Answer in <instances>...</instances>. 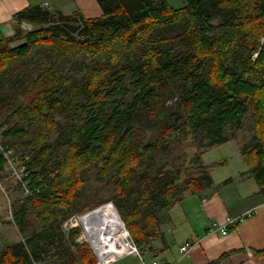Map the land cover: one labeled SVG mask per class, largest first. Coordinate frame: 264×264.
<instances>
[{"label": "trees", "instance_id": "trees-1", "mask_svg": "<svg viewBox=\"0 0 264 264\" xmlns=\"http://www.w3.org/2000/svg\"><path fill=\"white\" fill-rule=\"evenodd\" d=\"M98 2L103 15L93 19L27 8L16 21L34 29L0 40V86L21 89L17 100L0 104L3 144L29 156L34 192L15 207L14 221L24 230L31 206L41 227L0 251V264L96 263L90 245L77 242L80 231L62 228L105 203L78 206L92 166L99 180L109 177L116 194L108 201L140 250L160 240L158 212L213 186L212 172L224 162L203 165L202 157L233 139L248 115L253 136L242 159L264 193V0H185L180 8L169 0ZM17 40L25 43L13 47ZM172 98L179 102L172 123L148 141L136 118ZM188 135L199 174L181 180L177 169L138 172ZM255 252L264 257V249Z\"/></svg>", "mask_w": 264, "mask_h": 264}, {"label": "crops", "instance_id": "crops-1", "mask_svg": "<svg viewBox=\"0 0 264 264\" xmlns=\"http://www.w3.org/2000/svg\"><path fill=\"white\" fill-rule=\"evenodd\" d=\"M31 7L61 11L65 15L80 11L87 19L103 15L98 0H0V40L13 37L19 29L23 33L34 29L30 22L16 21L18 13ZM24 43L25 40H17L12 46ZM252 136L253 122L250 120L233 139L216 146L222 150L221 154L226 150L228 155L212 172L213 186L203 196L185 192L178 203L159 211L162 238L142 248V257L128 255L113 264H150L153 261L211 264L229 253L233 254L218 264H264V257L255 252L264 249V193L242 159V149ZM209 152L203 155L201 163H219L206 160ZM200 172L201 169L198 174ZM249 211H254L253 215L231 227L227 235L218 233L211 239L205 237L211 223L223 224L228 217L238 218ZM185 245L189 246L187 253L182 251Z\"/></svg>", "mask_w": 264, "mask_h": 264}, {"label": "rangeland", "instance_id": "rangeland-1", "mask_svg": "<svg viewBox=\"0 0 264 264\" xmlns=\"http://www.w3.org/2000/svg\"><path fill=\"white\" fill-rule=\"evenodd\" d=\"M169 4L174 8H180L184 6L185 0H169ZM20 92L21 89L12 83H5L1 85L0 104H6L13 99L17 100L21 96ZM176 101L177 99L172 98L164 106L154 105L151 112L152 114L142 113L138 116V118H136V126L143 128L147 132L148 141L155 140L160 133L161 128L165 124L172 123V113L179 104V102ZM57 119L62 123H65L60 116H58ZM251 119L252 117L248 115L245 122L248 124ZM226 131L230 136L234 132V129L232 127H228ZM240 133L241 132H239L238 135ZM57 137L58 135L56 134L53 137V141H55ZM14 149L18 151V153L24 152V150H21L22 148ZM221 151L222 150H220L219 147L210 149L209 154L206 156V160L213 159L214 161L222 162V158L227 156L228 152L224 150L223 155L220 153ZM196 153L197 148L193 144L191 136L188 135L179 145L171 146L170 150L166 153L159 154L153 161L149 162V164L145 163L139 168L138 172L141 173L143 171H147V173L154 176L158 170L164 169L171 171L177 169L180 171V179L184 180L189 176L198 174L199 169H201L195 160ZM97 173L98 168L96 166H92L84 173L83 176L85 184L79 193L78 206L87 202H93L92 204H97L101 201L110 203L108 200L116 194L113 186L108 183L109 177H106V180L101 181L98 179ZM23 196L24 193L22 189L16 184L9 171L0 167V251L5 249L10 244L24 241L29 234L36 231L38 232L41 229L40 224L36 219V211L31 206L28 207L27 220L24 230H21V228H19V226L15 223L14 209L22 201L24 198ZM105 203L91 207L81 213L93 211L94 209H97L96 207L104 205ZM84 241H86L85 238L83 242ZM65 260L66 257L56 261L49 260L46 263L63 264Z\"/></svg>", "mask_w": 264, "mask_h": 264}, {"label": "built area", "instance_id": "built-area-1", "mask_svg": "<svg viewBox=\"0 0 264 264\" xmlns=\"http://www.w3.org/2000/svg\"><path fill=\"white\" fill-rule=\"evenodd\" d=\"M5 129V127L0 128V158L4 160L3 168L9 171L16 184L22 189L23 197H28L34 193L26 178L28 176L27 162L29 161V156L22 160L18 151L5 147L3 144ZM96 208L93 211L75 214L68 218L62 225L63 231L68 234L71 230L78 229L80 231L81 229L77 242L87 243L91 246L97 259L95 264H113L128 255L142 257L140 248L135 244L115 204L113 202L105 203ZM111 209L117 215V222L109 217ZM253 212L249 211L238 218L228 217L223 224L211 223L205 237L211 239L218 233L227 235L231 227L244 222L246 218L253 215ZM117 224L119 226H116ZM84 238L87 242H83ZM188 250V245L182 247L184 253H187ZM150 264L165 263L153 261Z\"/></svg>", "mask_w": 264, "mask_h": 264}, {"label": "bare ground", "instance_id": "bare-ground-1", "mask_svg": "<svg viewBox=\"0 0 264 264\" xmlns=\"http://www.w3.org/2000/svg\"><path fill=\"white\" fill-rule=\"evenodd\" d=\"M42 167V166H41ZM10 183V182H9ZM111 219L113 218V221L117 222L118 219L116 218L117 215L115 214L114 210L111 209V215L109 216ZM121 225V224H120ZM116 226H119L118 224Z\"/></svg>", "mask_w": 264, "mask_h": 264}]
</instances>
